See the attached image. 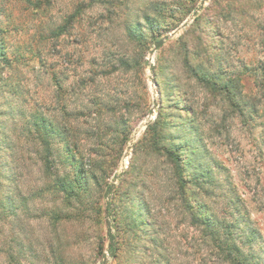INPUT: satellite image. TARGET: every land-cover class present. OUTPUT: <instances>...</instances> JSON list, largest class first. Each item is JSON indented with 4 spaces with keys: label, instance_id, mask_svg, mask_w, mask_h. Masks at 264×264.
<instances>
[{
    "label": "rangeland",
    "instance_id": "1",
    "mask_svg": "<svg viewBox=\"0 0 264 264\" xmlns=\"http://www.w3.org/2000/svg\"><path fill=\"white\" fill-rule=\"evenodd\" d=\"M203 1L0 0V264H223L189 203L264 254V0H206L150 61Z\"/></svg>",
    "mask_w": 264,
    "mask_h": 264
},
{
    "label": "trees",
    "instance_id": "2",
    "mask_svg": "<svg viewBox=\"0 0 264 264\" xmlns=\"http://www.w3.org/2000/svg\"><path fill=\"white\" fill-rule=\"evenodd\" d=\"M129 30H130L129 26L126 25V32L129 33ZM119 61L123 66L124 59H119ZM0 62H2V64L4 65L5 64L9 65L11 63L10 60L6 58V56L1 50H0ZM75 121L76 120H73L72 122ZM49 126L50 124L46 122L45 118L41 119L40 123H36L35 121V123L31 126V128L34 129L31 128L28 129V134L31 135L32 133L34 135L35 133L36 135L35 129L38 128V131L40 133L46 135L44 138H46L47 141H44V143L47 145V149L50 151L52 150L51 148L52 145H50V140L51 139L53 140L54 135L57 133L59 134L60 130H58L57 128L56 129L50 128ZM71 126L69 131L73 133ZM150 129H152V127H149V130ZM66 132H68V130L66 129L63 130V134H65ZM86 134L89 135V131ZM95 136L96 135L94 134L92 137L94 138ZM71 139H75V137L71 136ZM71 148H73L74 150ZM69 150L71 152V159L73 162H77L78 159L83 156V152L79 150V147H75V145H73L71 142H70V147L68 146V151ZM82 167L81 169L84 171L87 166L83 164ZM85 172H86L85 174H87L88 172L87 168ZM188 172L192 173V169H189ZM199 172L206 179L204 183L207 182V184L210 183L212 184V186H216L214 183L215 180L212 177V175L209 174V172L207 173V171L205 170ZM180 178L182 180V183L186 182L184 172L180 173ZM189 192L190 194H194V190L192 187L189 188ZM195 200L196 199H194V202ZM192 206L193 205L189 203L188 207L191 212L190 214L193 221L197 224V226L203 227V231H202L203 236L206 238L207 242L209 241L208 242L210 243L209 245L213 246V248L215 249L214 255L217 258H219L223 264H264V254H259L255 248V245L257 244L256 240L259 239L258 233L255 230H250L249 232H247V230L242 229V226L239 221L230 222L228 220H224L222 222L220 219L217 218V216H212L211 219L206 220V218L203 215L197 213L196 210H193ZM109 210L111 211V208ZM141 227H142V223L140 221V218L134 219L131 225H129V230L132 231V235H133L131 241H134L133 245L132 244L130 245L131 246L130 250L134 252L135 255H137L136 252L140 244L138 232ZM149 228H152V225L150 223L146 224V229L148 230ZM110 237H111V256L113 258H117L121 249V245L119 244L115 236L111 234ZM158 248L165 251L163 249V242L162 243L159 242ZM99 250L101 252H104V246L102 244L100 245ZM156 264H159V260L156 262Z\"/></svg>",
    "mask_w": 264,
    "mask_h": 264
},
{
    "label": "water",
    "instance_id": "3",
    "mask_svg": "<svg viewBox=\"0 0 264 264\" xmlns=\"http://www.w3.org/2000/svg\"><path fill=\"white\" fill-rule=\"evenodd\" d=\"M205 3H206V0L202 2L201 7L199 8V10L195 11V13L189 18V20H188V21H187V22H186V23H185V24H184V25H183V26H182L177 32L173 33V34L170 35V36L165 37L164 39H162L161 41H159V42H157V43L155 44V47H154L153 51H152L151 54H150V61H151V59L153 58L154 54H155V53H156L161 47L164 46V44H165V42H166L167 40H169L171 37L176 36L180 31H182V30H184V29L187 28V26L190 24V22H192V21L198 16L199 12L204 8ZM153 71H154V69H153V67L151 66V73H152V74H153ZM151 81L154 82L153 77H151ZM153 114H154V109L151 110V112H150V116H149V118H148V121H147L145 127H147L148 124H150V122L152 121ZM137 135H138V133H136V134L134 135V140L137 138ZM131 148H132V147L130 146V147H129V151L131 150ZM112 188H113V186H112ZM103 264H108V259H105L104 262H103Z\"/></svg>",
    "mask_w": 264,
    "mask_h": 264
},
{
    "label": "bare ground",
    "instance_id": "4",
    "mask_svg": "<svg viewBox=\"0 0 264 264\" xmlns=\"http://www.w3.org/2000/svg\"><path fill=\"white\" fill-rule=\"evenodd\" d=\"M142 129H140L137 133H138V135H137V137L140 135V131H141Z\"/></svg>",
    "mask_w": 264,
    "mask_h": 264
}]
</instances>
